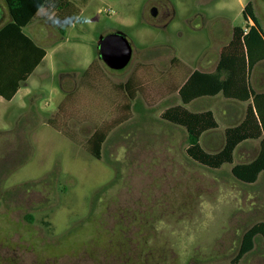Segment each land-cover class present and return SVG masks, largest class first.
<instances>
[{
    "label": "rangeland",
    "instance_id": "obj_1",
    "mask_svg": "<svg viewBox=\"0 0 264 264\" xmlns=\"http://www.w3.org/2000/svg\"><path fill=\"white\" fill-rule=\"evenodd\" d=\"M75 1L64 32L30 25L49 56L0 104V264H264L261 236L237 259L264 221V174L247 184L234 163L192 160L185 129L161 117L204 53L246 26L243 3L264 29V0ZM113 31L133 45L121 70L99 55Z\"/></svg>",
    "mask_w": 264,
    "mask_h": 264
},
{
    "label": "trees",
    "instance_id": "obj_2",
    "mask_svg": "<svg viewBox=\"0 0 264 264\" xmlns=\"http://www.w3.org/2000/svg\"><path fill=\"white\" fill-rule=\"evenodd\" d=\"M11 21L0 29V95L10 100L29 74L41 62L46 50L37 46L23 28L45 8L53 13V21L64 32L78 13L75 0H4ZM246 26H235L230 42L224 46L220 59L213 71L195 69L187 75L177 88L180 104L167 107L161 113L163 120L180 126L187 134L186 154L192 160L214 169L226 163H234V151L239 143L260 138L264 135V92H256L250 82L254 66L264 60V29L249 1L242 9ZM36 52V53H35ZM126 83V89L129 87ZM4 87L10 88L5 92ZM237 101H251L244 120L224 132L225 143L215 153H210L200 143L203 133L214 130L218 122L213 111L192 112L185 107L194 99L214 96ZM131 98V97H130ZM106 131H98L90 139L92 154L99 158ZM264 171V139L261 140L259 155L245 163L233 164L231 173L241 182L251 184ZM257 236L264 244V221L250 226L243 234L237 259L243 258L255 246Z\"/></svg>",
    "mask_w": 264,
    "mask_h": 264
},
{
    "label": "crops",
    "instance_id": "obj_3",
    "mask_svg": "<svg viewBox=\"0 0 264 264\" xmlns=\"http://www.w3.org/2000/svg\"><path fill=\"white\" fill-rule=\"evenodd\" d=\"M246 4L247 3H243V8ZM6 13H7L6 19L0 21V29L11 21V16H10L7 4H6ZM198 14L202 16L201 12H198ZM52 17H53V13H49L47 12L45 8H41L36 13L32 21L23 28V32L28 37H30L37 46L45 49L46 54L42 58L41 62L35 67L33 72L28 75L27 79L21 82L20 87L18 88V90L16 91V93L13 95V97L10 100H7L3 96L0 95L1 105L3 103L11 102L23 90V87L28 86V81L33 75V73L37 71L41 63L44 60H46L47 57L49 56V52L46 49V45L42 43L40 39H38L37 35L35 34V31H33L29 27L35 21L38 20L39 21V31L45 34L47 32V25L49 23L52 25L53 24L55 25V23L52 20ZM50 20H52V22H50ZM234 27L235 26L229 27L227 31L228 37L225 42L222 43L219 40L220 45L218 44L216 48H210L200 58L198 62L200 63V65L203 66V69H199L195 64L193 65L194 68L190 71V73L194 71L195 69H199L204 72H210L215 69L220 59L221 50L224 48V46H226L230 42L232 38V30ZM250 82H251L253 89L256 92L258 93L264 92V60L258 62L252 69V72L250 75ZM4 90L5 92H9L10 88L4 87ZM26 93H29L28 89L26 90ZM180 103L181 102H179L178 104ZM250 103L251 101H237V100L229 99V98L224 97L221 93H219L214 96H204V97H199L197 99H194L193 101L188 103L191 105V107H189L188 104H186L185 107L192 112H202L206 110L213 111L214 116L218 122V127L214 130H210V131L203 133L200 139V143L204 147V149H206L208 152L215 153L218 150H220L225 143V137H224L225 130L228 127H232V126H236L240 124L244 120L247 107ZM58 107H59V104H58ZM263 139H264V135H262L260 138L248 139V140H245L239 143V145H237L234 151V164L245 163V162H249L255 159L259 155L260 144H261V140ZM237 158H240L241 160L237 161ZM263 174H264V171L260 173L257 181L251 184L257 183Z\"/></svg>",
    "mask_w": 264,
    "mask_h": 264
},
{
    "label": "water",
    "instance_id": "obj_4",
    "mask_svg": "<svg viewBox=\"0 0 264 264\" xmlns=\"http://www.w3.org/2000/svg\"><path fill=\"white\" fill-rule=\"evenodd\" d=\"M151 14L157 15V7L151 8ZM100 58L111 69L121 70L131 61L133 45L125 33L121 31L101 34L97 41Z\"/></svg>",
    "mask_w": 264,
    "mask_h": 264
}]
</instances>
